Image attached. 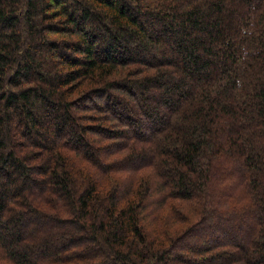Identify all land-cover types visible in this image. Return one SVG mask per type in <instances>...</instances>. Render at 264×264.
<instances>
[{"label": "trees", "instance_id": "trees-1", "mask_svg": "<svg viewBox=\"0 0 264 264\" xmlns=\"http://www.w3.org/2000/svg\"><path fill=\"white\" fill-rule=\"evenodd\" d=\"M0 264H264V0H0Z\"/></svg>", "mask_w": 264, "mask_h": 264}, {"label": "rangeland", "instance_id": "rangeland-1", "mask_svg": "<svg viewBox=\"0 0 264 264\" xmlns=\"http://www.w3.org/2000/svg\"><path fill=\"white\" fill-rule=\"evenodd\" d=\"M10 228H13V227H10Z\"/></svg>", "mask_w": 264, "mask_h": 264}]
</instances>
